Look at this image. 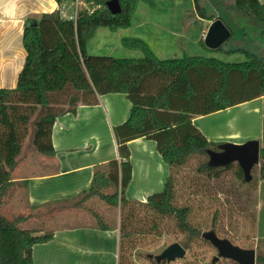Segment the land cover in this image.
<instances>
[{
    "label": "trees",
    "instance_id": "1",
    "mask_svg": "<svg viewBox=\"0 0 264 264\" xmlns=\"http://www.w3.org/2000/svg\"><path fill=\"white\" fill-rule=\"evenodd\" d=\"M56 1V11L27 19L23 35L27 56L17 86L0 87V207L14 184L12 172L27 137H31L36 152L54 155L52 131L57 116L75 111L79 102L97 104L99 95L122 92L128 95L132 107L127 120L114 127L121 160L97 166L90 187L78 195L75 204L95 196L109 205L121 206L122 239L145 232L149 226L158 229V219L170 217L184 234L181 243L185 248L200 236L210 242L190 220L191 206L187 202L178 204L180 196L172 173L164 189L148 195L146 201L126 196L133 178L128 142L139 137L154 139L171 168L184 166L192 158L200 159L199 173L211 176L219 177L221 170L233 168L234 163L209 165L207 150H218V142L209 140L193 118L264 95V53L227 47L236 31L224 13L229 9L264 23V1L193 0L199 17L221 18L229 27L230 38L216 49L246 52L248 58L239 62L190 54L161 59L146 41L128 37L123 43L140 49L142 57L89 54L88 41L99 27L126 28L138 3L152 5L153 0H119L122 10L116 14L107 7L108 0H85L94 10L83 8L76 21L71 17L73 1ZM200 42L205 45L203 39ZM236 90L243 94L232 97ZM236 175L241 185L253 181L244 178L238 163ZM259 176L264 179V147L260 151ZM20 222V217L12 220L0 212V264H34L33 246L52 238V233L35 234ZM212 230L217 233L215 228ZM256 264H264V246L257 253Z\"/></svg>",
    "mask_w": 264,
    "mask_h": 264
},
{
    "label": "crops",
    "instance_id": "2",
    "mask_svg": "<svg viewBox=\"0 0 264 264\" xmlns=\"http://www.w3.org/2000/svg\"><path fill=\"white\" fill-rule=\"evenodd\" d=\"M57 9L59 4L56 0L39 1L36 4H30L26 0H0V87L17 86L19 73L27 56L23 43L27 19L39 18L43 13H51ZM212 21L204 19V37ZM202 39L205 41V38ZM248 105H254V114H261L264 110V95L213 113L195 115L193 123L209 140L242 143L256 138L259 139L261 147H264V120L261 121L259 132H253L248 120L240 119L234 111ZM131 107L132 102L126 93L113 92L99 95L97 104L79 102L75 111L61 113L53 125L54 155L36 152L32 147L31 137H28L30 149L28 153L22 150L18 156V164L12 172L14 184L7 193L9 199L13 189H25V205L31 212L26 216H19L21 222L36 216H52L55 210L62 220L67 219L73 210H84L81 212L82 216L91 214L85 204L93 197L81 205H76L77 197L90 187L97 166L107 164L113 159L121 160L114 127L127 120ZM246 122L247 128L244 127ZM128 145L133 178L126 190V196L132 200L146 201L148 195L164 189L171 166L163 160L154 139L139 137L129 141ZM152 160L155 161V167L149 165ZM27 161L40 165L43 170L27 174L18 172L20 164L24 166ZM153 169L159 173L158 187L163 188L148 194L142 192L130 196L129 189L134 184L138 171H145L149 175ZM258 192V210H262L264 179L259 182ZM5 198L4 202L7 203ZM72 203L79 208L71 207ZM115 207L120 209V206ZM105 208L103 215L109 222L101 224L64 222L51 229L23 226L35 234L52 233V238L33 246L34 264H119L121 216L116 217L113 214L115 211H111L114 209ZM110 214H113L112 217ZM261 235L264 238V233Z\"/></svg>",
    "mask_w": 264,
    "mask_h": 264
},
{
    "label": "rangeland",
    "instance_id": "3",
    "mask_svg": "<svg viewBox=\"0 0 264 264\" xmlns=\"http://www.w3.org/2000/svg\"><path fill=\"white\" fill-rule=\"evenodd\" d=\"M26 1L36 4V2L45 0ZM230 1L228 0V2ZM224 13L227 14V20L236 31L235 35L226 43L227 47H245L253 52L264 53V23L229 9H226ZM203 22L204 19L197 14L193 0H153L152 5L141 1L135 9L130 26L117 30L105 26L99 27L89 39L87 49L89 54L93 55L142 57L143 52L140 49L129 47L123 43V39L128 37L143 39L161 59L182 57L185 54L214 56L227 62H239L248 58L246 52H225L202 44L200 40L205 38ZM254 28L258 29L259 32L256 31L258 34L253 32ZM251 90L252 88L247 92ZM241 92L242 90H236L232 97H237ZM253 107L254 105H248L234 111L240 119L248 120L251 131L259 132L261 121L264 120V110L261 114H254ZM247 122L244 123L245 128H247ZM29 141L30 138L27 137L23 152L28 153ZM220 143L222 142H218V144ZM199 163L200 159L192 158L184 166L171 168L170 173L174 178L177 194L180 196L177 200L178 204L187 202L191 206L190 220L200 228L201 232L215 228L219 236L227 237L241 247L255 248L257 253L261 251L264 246V239L261 235L264 233V207L262 210H258L260 164L252 170L251 180L253 181L248 185H241L236 175V162H234L233 168L221 170L219 177L199 173L197 170ZM151 164L155 167L154 160L150 161L149 165ZM22 166L21 163L18 172H23V174L43 170L40 165L30 164L28 161L24 164L23 170ZM144 172L138 171L135 182L129 189L130 196L142 192L148 194L163 188V186L158 187L159 173L154 169L149 175ZM140 174L143 175L140 176ZM16 191L13 189L11 197L8 199L7 195L5 198L8 202H4V205L0 207V212L12 220L19 216H26L31 212L25 205V189ZM262 200L264 201V193ZM85 206L91 213L88 216L81 215L84 210H73L74 212L67 215V219L62 220L55 210L52 216L32 217L26 222H20V225L51 229L54 226H61L64 222L101 224L109 222L103 215L105 207L114 209L111 210L115 211L113 214H116V217L121 216L122 220L121 206L120 209H117L98 197H93ZM71 207L79 208L73 203ZM145 211L142 210V213ZM216 211L219 212L217 217L215 216ZM113 214L109 216L112 217ZM110 220L113 221V218ZM158 220V229L149 226L146 233L141 232L133 234L129 238H121L119 264H239L226 258H220L213 263V257L218 254V250L201 236L193 239L190 246L186 248L187 252L183 258L171 262H157L149 254L158 255L171 243L176 241L181 243L184 240V234L176 227L172 218L163 217Z\"/></svg>",
    "mask_w": 264,
    "mask_h": 264
},
{
    "label": "water",
    "instance_id": "4",
    "mask_svg": "<svg viewBox=\"0 0 264 264\" xmlns=\"http://www.w3.org/2000/svg\"><path fill=\"white\" fill-rule=\"evenodd\" d=\"M107 7L116 14L122 10L119 0H108ZM231 36V30L221 18L212 21L205 36V44L216 49L223 45ZM218 150L208 149L209 165L213 167L227 166L234 162L238 163L243 170L244 178L250 181L253 177V168L260 164L261 145L259 139H248L242 143L226 141L218 144ZM203 236L208 239L218 250V254L213 257V263L220 258L231 259L239 264H256L257 251L255 248H245L233 243L229 238L217 235L213 230L203 232ZM186 248L180 242H173L168 245L160 254H149L157 262H171L186 255Z\"/></svg>",
    "mask_w": 264,
    "mask_h": 264
},
{
    "label": "built area",
    "instance_id": "5",
    "mask_svg": "<svg viewBox=\"0 0 264 264\" xmlns=\"http://www.w3.org/2000/svg\"><path fill=\"white\" fill-rule=\"evenodd\" d=\"M72 6H73V15L71 16L75 21L78 18L79 12L83 9V8H89L90 12H93L94 8H90L88 6V4L85 2V0H72Z\"/></svg>",
    "mask_w": 264,
    "mask_h": 264
},
{
    "label": "bare ground",
    "instance_id": "6",
    "mask_svg": "<svg viewBox=\"0 0 264 264\" xmlns=\"http://www.w3.org/2000/svg\"><path fill=\"white\" fill-rule=\"evenodd\" d=\"M42 4V3H41Z\"/></svg>",
    "mask_w": 264,
    "mask_h": 264
}]
</instances>
